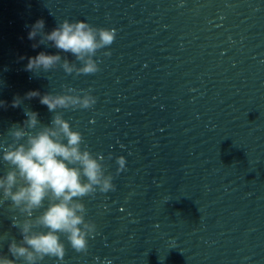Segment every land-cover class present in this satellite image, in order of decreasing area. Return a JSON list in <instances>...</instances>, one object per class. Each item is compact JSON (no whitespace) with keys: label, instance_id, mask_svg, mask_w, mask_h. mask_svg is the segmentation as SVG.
<instances>
[{"label":"water","instance_id":"obj_1","mask_svg":"<svg viewBox=\"0 0 264 264\" xmlns=\"http://www.w3.org/2000/svg\"><path fill=\"white\" fill-rule=\"evenodd\" d=\"M38 19L46 33L68 19L115 29L116 39L93 57L95 74L34 75L27 57L41 51L76 62L51 42L32 47ZM66 88L96 97L90 109L58 111L82 149L105 157L116 190L81 198L96 225L86 253L61 235L63 260L39 264H264V0H0V143L12 142L25 110L50 124L55 113L26 93ZM8 170L0 159V176ZM11 203H0L9 258L22 239L12 219H25Z\"/></svg>","mask_w":264,"mask_h":264},{"label":"clouds","instance_id":"obj_2","mask_svg":"<svg viewBox=\"0 0 264 264\" xmlns=\"http://www.w3.org/2000/svg\"><path fill=\"white\" fill-rule=\"evenodd\" d=\"M45 21L38 19L30 26L29 40H36L39 45H51L63 53H71L76 62L67 56L39 52L34 57H27L25 71L37 75L61 67L66 74L77 76L97 73L98 62L93 59L97 51L107 48L116 39V30L95 27L85 21L70 22L63 20L51 32L44 31ZM110 56V51L104 52ZM23 59V57H22ZM77 93L76 89L66 88L65 94L29 91L24 99L39 97V102L55 113L48 125L42 124L38 113L25 110L27 117L23 124H13L8 135L11 143H0V159L7 163L9 170L0 176V203L11 201V206L25 216L21 222L12 219V227L20 230L22 239H13L8 245V255L0 254V264H16L23 260L25 264H39L45 257L63 260L65 245L63 235L71 247L78 253L88 251L87 237L96 231V225L86 220L87 209L81 202L85 196H94L97 191L107 193L115 191L113 175L106 173L105 157L93 154L85 145L82 134L73 130L70 122L63 118L58 109H90L96 104V97L91 91ZM77 93V94H69ZM22 99L15 96L11 107H20ZM7 102L0 100V107ZM66 141V143H65ZM107 159L111 160L109 154ZM116 174L126 170V158L118 156ZM48 201L45 207V201ZM44 209L41 214L35 211ZM108 264H111L108 261Z\"/></svg>","mask_w":264,"mask_h":264}]
</instances>
